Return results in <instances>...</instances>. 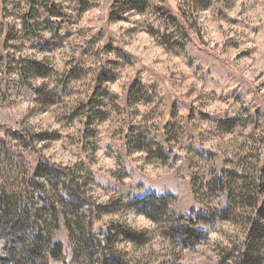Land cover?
<instances>
[{"label":"rangeland","instance_id":"1","mask_svg":"<svg viewBox=\"0 0 264 264\" xmlns=\"http://www.w3.org/2000/svg\"><path fill=\"white\" fill-rule=\"evenodd\" d=\"M0 192L53 264H264V0H0Z\"/></svg>","mask_w":264,"mask_h":264},{"label":"trees","instance_id":"2","mask_svg":"<svg viewBox=\"0 0 264 264\" xmlns=\"http://www.w3.org/2000/svg\"><path fill=\"white\" fill-rule=\"evenodd\" d=\"M67 179L72 193L80 199L88 200L84 191L76 182L74 173L67 168L56 166ZM48 208L53 206L46 200ZM52 208V207H51ZM13 197L0 192V264H53L64 260L62 244L51 239V231L42 216L25 215V210L18 213ZM50 219H54V228L58 227L57 218L51 209ZM180 225L186 230L194 228V220L190 215L179 218ZM44 225V226H43ZM46 230V231H45ZM99 250V264H104L105 255L99 241L95 242ZM247 248L243 250L236 264H247Z\"/></svg>","mask_w":264,"mask_h":264}]
</instances>
